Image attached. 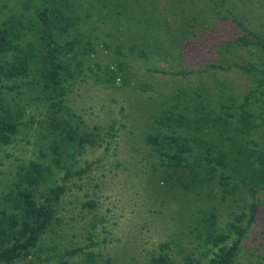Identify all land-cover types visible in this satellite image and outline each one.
<instances>
[{
  "label": "trees",
  "instance_id": "1",
  "mask_svg": "<svg viewBox=\"0 0 264 264\" xmlns=\"http://www.w3.org/2000/svg\"><path fill=\"white\" fill-rule=\"evenodd\" d=\"M214 4L220 7L214 13L219 24L229 27L232 22L239 31L220 36L204 32L200 39L217 54L208 68L238 71L248 77V90L241 94L221 82L162 93L143 140L159 162L166 192L181 190L206 203L219 199L227 207L238 204L240 211L229 212L232 218L224 229L214 206L200 209L189 230L206 250L202 258L211 254L208 264H235L259 211L257 196L264 194V67L237 54L249 47L264 51V40L228 10V0ZM125 10L126 0H0V153L22 142L32 145L35 156L10 166L14 171L8 169L0 190V264H72L78 254L84 256L82 264L95 263L94 253L85 251L95 246L90 232L85 248L41 244L62 225L60 208L70 180H82L91 169V164L77 168V157L104 140V129L89 126L66 103L67 97L87 71L95 76L101 72L96 82L108 88L130 84L119 60L105 65L94 61L97 47H110L94 34L95 23L118 24ZM128 50L146 57V49L135 43ZM121 52L118 48L116 54ZM115 136L111 124L105 139ZM9 157L0 154V165ZM82 206L93 210L96 204ZM90 224L94 228L95 221ZM158 249L142 264H179L170 255L169 242ZM182 263L201 264V258L183 252Z\"/></svg>",
  "mask_w": 264,
  "mask_h": 264
},
{
  "label": "rangeland",
  "instance_id": "2",
  "mask_svg": "<svg viewBox=\"0 0 264 264\" xmlns=\"http://www.w3.org/2000/svg\"><path fill=\"white\" fill-rule=\"evenodd\" d=\"M214 1L126 0V10L117 18L118 24L95 23L94 34L110 47H97L94 61L105 65L119 60L130 84L108 88L96 82L101 72L96 71L95 76L87 71L67 97L66 103L89 126L104 129V140L101 146L87 147L77 157V168L91 164V169L82 180L71 179L68 183L70 190L60 208L62 225L55 229L57 234H46L41 245L85 248L90 243L86 237L90 232L95 246L85 251L94 253L93 264H142L149 259L148 253L158 251L164 242L170 243V255L179 264H183V252H194L201 264L209 263L211 254L202 258L206 250L198 247L189 233L193 220L200 209L216 206L219 228L224 229V223L232 218L229 212L240 211L238 204L227 207L219 199L206 203L202 197L181 190L168 191L171 197L161 184L163 179L155 164L159 162L150 156L143 137L150 131L151 116L158 114L155 101L159 102L157 98L162 93L187 91L202 83L212 87L221 82L241 94L248 90V77L238 71L208 68L217 54L212 52L213 47L208 51L200 39L204 32L220 36L228 35L232 29L239 31L232 22L229 27L219 24L220 17L214 14L215 9L220 11L219 2ZM227 6L264 40V0H228ZM131 43L145 48L146 57L132 54L128 50ZM118 48L122 52L116 54ZM237 55L264 67V51L260 48L241 49ZM111 124L116 136L105 139V129ZM5 153L10 157L0 165V190L8 178V169L14 171L12 168L20 162L35 157L32 145L22 142L3 148L0 154ZM88 201L95 202L93 210L82 206ZM257 202L260 207L255 223L240 244L235 264H264V194L257 196ZM90 221H95L94 228ZM83 257L78 254L70 261L82 264Z\"/></svg>",
  "mask_w": 264,
  "mask_h": 264
}]
</instances>
